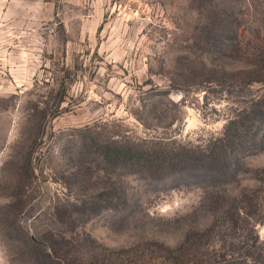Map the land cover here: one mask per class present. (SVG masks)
Returning <instances> with one entry per match:
<instances>
[{
	"label": "rangeland",
	"instance_id": "obj_1",
	"mask_svg": "<svg viewBox=\"0 0 264 264\" xmlns=\"http://www.w3.org/2000/svg\"><path fill=\"white\" fill-rule=\"evenodd\" d=\"M258 68L264 0H0V264H264Z\"/></svg>",
	"mask_w": 264,
	"mask_h": 264
},
{
	"label": "trees",
	"instance_id": "obj_2",
	"mask_svg": "<svg viewBox=\"0 0 264 264\" xmlns=\"http://www.w3.org/2000/svg\"><path fill=\"white\" fill-rule=\"evenodd\" d=\"M256 73H258L257 74V75H259L258 77H260L262 80H264V70L262 68L256 69ZM247 113L250 114V113H252V111H250V109H249V110H247ZM248 114L246 116H248ZM244 126H246V124L242 123V117H233L229 120V123L226 126L227 127L226 130H228L230 127H232L233 132H235V134H238V133H240V130H239L240 127H244ZM224 138H216V140H215V146H213L214 150L211 151L212 152V155H210L211 160H209V161H211L212 164H218L221 161H224V160H220L222 158V154H219L220 151H224L226 153V150H225L226 144L223 143L225 140ZM238 144L240 145L242 143H238ZM252 145L255 146L256 145L255 142L253 144H251V146ZM239 147H241V146H239ZM141 155H143V154L138 152V157L140 158V160H133L131 162L132 165L140 166L144 169H150V167L153 164V160H141V158H142ZM174 161L175 162H180V161L185 162L184 160H174ZM191 161L199 162L202 160H191Z\"/></svg>",
	"mask_w": 264,
	"mask_h": 264
},
{
	"label": "water",
	"instance_id": "obj_3",
	"mask_svg": "<svg viewBox=\"0 0 264 264\" xmlns=\"http://www.w3.org/2000/svg\"><path fill=\"white\" fill-rule=\"evenodd\" d=\"M33 239H35V237L33 236Z\"/></svg>",
	"mask_w": 264,
	"mask_h": 264
}]
</instances>
